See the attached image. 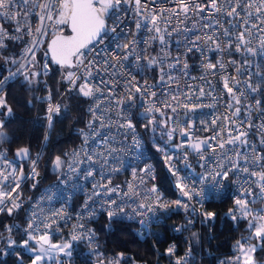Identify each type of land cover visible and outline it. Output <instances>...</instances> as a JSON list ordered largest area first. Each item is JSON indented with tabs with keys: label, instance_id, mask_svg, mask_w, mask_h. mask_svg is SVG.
Listing matches in <instances>:
<instances>
[{
	"label": "built area",
	"instance_id": "built-area-1",
	"mask_svg": "<svg viewBox=\"0 0 264 264\" xmlns=\"http://www.w3.org/2000/svg\"><path fill=\"white\" fill-rule=\"evenodd\" d=\"M45 2L48 0H29L27 5L17 6L15 11L18 15L15 19L0 16V26L7 33V36L0 34V43L3 44L0 46V65L5 60H11L4 52L17 48V54L13 58L15 66L0 80L3 81L0 90L10 80L33 76L35 86L40 91L34 98L29 115L33 120L37 117L44 120L41 141L30 151L26 168L24 163L7 158L0 151V172L8 177L6 182L0 181V190L11 191L12 199L21 205L17 193L27 181L38 178L36 169L55 120L61 113L62 99L66 94L74 92L85 101L88 121L80 142L63 152V164L55 181L41 188L28 202L23 227L28 240L30 235L38 237L47 233L50 242L70 244L71 247L66 252L71 254L62 255L56 264H75L77 255L83 259L79 264H114L116 261L123 264L125 257L122 254H106L101 249L94 228V223L99 218L105 217L108 229L115 222L130 224L135 235L144 240L151 238L154 225L162 223L169 213H178L185 221L192 222L204 212L209 200L221 196L226 189L230 197L229 215L232 219L242 210L236 204L237 199L247 200L248 206H261L264 198L260 195L256 177L233 169L228 172V179L221 180L216 173H223L232 167V162L236 160L235 152L242 154L239 161L241 167L247 166L250 171H264V168H258L253 162L256 155H264V143H261L264 141V49L261 48L264 31H260L264 24L258 18L264 17V10L256 13V8L264 0H218L221 11L206 9L205 12L194 13L190 10L187 16L179 10V0H141L139 10L135 0H121L118 8L105 14L108 27H116V31H109L103 43H97L95 51L87 53L84 58L83 65L92 62V66H73L69 69L58 81L59 87L55 95L49 81L53 65L48 42L54 35L65 34L67 25L55 23L58 19L55 9L52 10L53 19H47L43 9L37 7V4ZM51 2L55 3L56 0ZM196 2L204 4L205 0ZM237 3L240 16L226 15L230 7ZM248 3H252L251 8L246 7ZM248 12L253 15L249 17ZM209 13H212L210 18ZM41 15L45 16L42 22ZM153 16L156 17L155 25L151 23ZM117 17L122 22H118ZM215 21L219 23L216 24ZM137 22L140 23L139 29L135 26ZM253 24L260 27H252ZM207 25L213 27H206ZM17 27L20 28L19 31ZM156 27L160 29L159 32L155 31ZM38 28L43 34L36 31ZM225 29L229 32L227 36L224 35ZM212 32L223 51H217L216 44L211 41L205 43L203 39L196 42L197 47H193L192 41L196 36L204 37ZM241 32L245 33V40L256 52L255 56L243 46L241 51H235L236 45L240 43L236 37ZM160 36H163L164 43L160 42ZM133 41L137 43L133 45ZM228 43H231L230 48L225 47ZM117 44L129 47L117 48ZM190 47L193 50L188 52ZM115 52H119L121 57L125 53L131 55L127 60L117 63L110 59ZM137 56L140 57L139 60L136 59ZM105 60L116 64V67L104 64ZM150 60L155 63L149 65ZM185 63L187 68L184 67ZM208 63L215 67H205ZM221 64L224 65L223 69ZM70 72L75 74L73 81L67 78ZM161 75L163 80L160 79ZM132 76H135L140 86H152L150 92H155V96L150 92L143 96L141 93H134V98L129 100L124 85ZM224 77L229 79V86L239 96V104L224 89ZM246 81L259 85V91L252 92L248 89ZM84 83L93 88V96L85 97L78 91ZM174 96L176 99H172ZM256 100L260 101L259 105H256ZM165 103L171 107H165ZM50 104L59 106L60 109L58 113L51 114V123L48 119ZM130 104L133 106L129 110ZM184 104L197 107L190 110L183 107ZM228 104L232 107H226ZM150 107H153V111L147 112L146 109ZM173 107L176 108L175 112L172 111ZM236 108L240 109L238 115L234 114ZM161 112L168 117L165 121L158 120L157 127H154L155 123L151 118L153 115L160 117ZM135 116L139 126L134 122ZM126 119L134 124V131L120 127L122 123H126ZM238 129L247 133L244 137L247 144L237 141L234 145L226 144L225 149L217 147L215 152L207 145H202V153L191 147L193 143L202 140H207L208 144L216 147V141L209 138L218 130V139L227 140L230 138L229 133L235 136ZM142 132L147 134L155 152L163 159L175 185L178 176L183 178L191 199L182 195L179 188V196H165L154 184L156 166L151 160L150 149ZM225 151L227 156L223 155ZM244 156L248 158L247 165L244 164ZM259 163L264 164V161ZM13 171L15 176L12 175ZM89 171L93 174L88 175ZM173 172L177 175H173ZM14 181H18L20 187L12 191ZM153 188L156 192L151 191ZM111 189L116 191H110ZM246 190H250L252 195H248ZM112 200L116 203L110 204ZM175 201H181L188 207L178 206ZM5 203L10 204L11 201L6 199ZM165 203L167 207L159 206ZM118 208L123 210L116 211L109 218L108 211ZM141 221H144L143 225ZM46 224L50 227L45 228ZM36 228L39 231H33ZM74 235L79 238L73 240ZM245 241H238L233 246V253L222 257L218 264H241L236 258L241 256L240 242ZM169 249L173 250L172 253H169ZM176 251L177 246L168 243L162 255L172 257V260L163 264H187L189 254L183 253L177 257L174 256ZM254 262L258 264L255 260Z\"/></svg>",
	"mask_w": 264,
	"mask_h": 264
},
{
	"label": "trees",
	"instance_id": "trees-1",
	"mask_svg": "<svg viewBox=\"0 0 264 264\" xmlns=\"http://www.w3.org/2000/svg\"><path fill=\"white\" fill-rule=\"evenodd\" d=\"M65 34H68V30ZM16 50L15 47L4 52L11 60H5L0 65V80L14 68L13 58L17 54ZM68 71L69 69L65 67L52 66L49 81L54 95L59 87L58 81ZM39 91L33 76L10 80L0 90V98L6 104V107H1L0 110V120L3 124L0 131L5 136L0 140V151H3L7 158H13V153L19 149L27 148L33 151L41 141L44 120L42 117L33 120L29 115ZM7 108L11 109V113ZM87 121L85 101L74 92L66 94L62 99L61 113L55 120L54 128L47 138L38 163L36 169L38 178L27 181L20 189L19 208H13L11 214L6 209L0 212V264H31L32 256L26 249L34 248L36 243L28 240L23 232L25 209L41 188L55 181L63 164V152L80 142ZM134 122L139 126L136 116ZM142 136L156 166L154 184L165 196L174 198L179 196V189L166 169L163 159L155 152L147 134L142 132ZM57 158L61 161V166L54 170ZM24 167H27L26 164ZM230 208V197L226 189L221 196L209 200L204 212L192 222L185 221L178 213H169L163 218L162 223L154 225L150 239L142 240L137 237L130 224L115 222L112 228L108 229L105 217L99 218L94 223V228L101 249L106 254H122L125 257L123 264L131 262L155 264L156 260L157 264L171 262L172 257L166 258L162 255L168 243L177 246L174 256L189 254L187 264H218L222 257L233 253V246L238 241H249L251 234V228H248L249 215L242 216L239 212L237 217L232 219L229 215ZM209 213L213 215L209 216ZM25 240H28L27 248L24 246ZM255 241L254 239L252 243ZM252 256L258 264H264V239L260 241ZM79 257L75 256L77 258L75 264L83 262L81 256Z\"/></svg>",
	"mask_w": 264,
	"mask_h": 264
},
{
	"label": "snow or ice",
	"instance_id": "snow-or-ice-1",
	"mask_svg": "<svg viewBox=\"0 0 264 264\" xmlns=\"http://www.w3.org/2000/svg\"><path fill=\"white\" fill-rule=\"evenodd\" d=\"M29 3V0H0V16L9 18V19H15L18 13L15 11L17 6L20 5H27ZM121 3V0H56L55 3H52L51 0H48V2H45L43 4H37L38 8L43 9V12L47 14V19L52 20L53 19V14L52 10L55 9L57 14H58V19L55 20L56 24H63V25H68L71 28V35L68 36H62L58 35L55 39L51 41L50 44V51L52 54V60L62 66H68V67H73V66H85L83 65L84 58L87 53H90L92 51H95V47L97 43H103L104 37L108 34L109 31L115 32L116 27H111L109 28L106 19H105V14L108 13L110 10H114L118 8L119 4ZM180 4V11L183 12L186 16L189 13V11H193L194 13H201L205 12L206 9L209 10H214L215 12L221 11V8L218 7V0H205L204 4L197 3L196 0H179ZM58 5V7H57ZM135 5L137 10L140 9L141 7V0H135ZM237 7H239V4H235L230 7L229 11L226 13L228 16L236 15L240 16V12L237 11ZM247 8L252 7V3H248L246 5ZM262 10H264V3H262L259 7L256 8V13L259 14ZM212 13H209V18ZM25 15H27V12H25ZM247 15L251 17L253 15L252 12H248ZM260 19V23L264 24V17H258ZM45 19L44 15L40 16L41 22ZM118 22L120 21V18H116ZM152 24L155 25L156 23V17L153 16ZM214 23L218 24L219 21H215ZM247 23V21H245ZM117 26H119L117 24ZM136 28H140V23H136ZM206 27H213V25H207ZM252 27H260L257 24H253ZM20 28L17 27V31H19ZM151 30V29H149ZM37 32H41V29H37ZM155 31L159 32L160 29L158 27L155 28ZM247 31V29H245ZM260 31H264V27H260ZM0 34H3L4 36H7V33L4 31L2 26H0ZM224 35H229V32L227 29L224 30ZM160 42L164 43V38L163 36L159 37ZM203 39L205 43L211 41L212 43L216 44V49L217 51H223L221 48L217 37L215 36V33H208L204 37L196 36L195 39L192 41L193 47H197V41ZM238 43L236 45L235 51L239 52L241 51V46H243L248 53H251L252 55H256V52L252 47L248 46V41L245 40V33L241 32L237 37H236ZM137 42L133 41L132 44L135 45ZM92 47H89V46ZM0 46H3L2 43H0ZM35 46V45H34ZM124 47L127 48L129 45H119L117 44V48ZM225 47H231V43H228L225 45ZM261 48L264 49V40L261 41ZM134 50V49H133ZM193 48H188V52H191ZM31 52V49L28 50ZM104 51V50H101ZM131 55V53H125L123 57L119 55V52H115L110 59H114L117 63L127 60L128 56ZM137 60L140 59L139 56L136 57ZM75 61V64H74ZM177 62H179V57H177ZM104 64H110L109 60H105L103 62ZM155 61L150 60L149 65H153ZM232 63H235L234 61ZM92 66V62H89L88 65H86V68H90ZM122 66V65H121ZM47 67V65H45ZM110 67L115 68L116 64H110ZM184 67L187 68V63L184 64ZM205 67L212 69L215 67V65L208 63L205 65ZM220 67L223 69L224 65L221 64ZM161 71H163L161 69ZM239 71V69H237ZM34 75H39V73H34ZM75 74L74 73H68L67 78L69 81H73ZM27 78V77H26ZM161 80L164 79L163 75L160 77ZM171 79V77H169ZM233 81L235 82V78H233ZM107 83V82H105ZM224 83V89L227 90V93L231 95L233 101L236 104L240 103V98L236 94V91H234L233 87L229 86V79L227 77H224L223 79ZM246 86L248 89H250L252 92H257L259 91V85H253L251 83H248L247 81L245 82ZM0 84H3V81H0ZM115 86V83H113V87ZM152 86L144 85L140 86L139 83L136 81L135 76H132L130 80L126 82L124 85L125 91L128 93V99L132 100L134 98V93H141V96H143L144 93H149L150 89ZM78 91L82 93L85 97H91L94 95V90L92 87H89L88 83H84L82 86L79 87ZM96 91H99V89H96ZM152 96H155V92H150ZM172 99H176V97H172ZM119 104V101H117ZM256 105L260 104L259 100L255 101ZM133 105H129V110L131 109ZM165 107H171V105L165 103ZM0 107H6L5 101L0 98ZM183 107L188 108L190 110H194L197 105H188L184 104ZM226 107L231 108L232 105L228 104ZM91 110V109H90ZM7 111L11 113V109L7 108ZM60 111L59 106H52L51 104L48 107V112H49V122L51 123L52 119V113L56 112L58 113ZM147 112H152L153 107H150L146 109ZM155 111H160V109H155ZM172 111L175 112L176 108L173 107ZM240 109L236 108L234 114H239ZM164 113L161 112V116H163ZM226 119H229L226 117ZM154 122V121H153ZM213 124H215V121H212ZM251 127V125L249 124ZM0 127H3L2 122H0ZM120 127H124L127 129H132L134 131V124L131 122L130 119H126V123H122ZM238 134L235 136H232L231 133H229V139L227 140H222L218 139L220 137V131L218 130L216 134L209 139L215 140L216 141V147H214L211 144H208L207 140H202L197 143H193L191 145L192 149L198 152L203 151L202 145H207L209 149L212 151H216L217 147L219 149H225L226 144L227 145H234L235 142H240L241 144H247L248 141L247 139H244V137L247 136L246 132L239 131L237 130ZM169 136H171V133H168ZM184 135H187V133H184ZM138 144L139 142L136 141ZM261 143H264V141H261ZM253 151L255 149L253 148ZM23 154L26 156L28 154V149H20L17 155ZM224 156H227V151L223 153ZM241 153L240 152H235L236 160L232 162V167L229 168L228 170L224 171L223 173H216L217 176L220 177L221 180L228 179V172L232 171L233 169H239L240 171L256 177V183L257 186L260 189V195L262 198H264V171L260 170H252L250 171L249 167L244 166L241 167V164L239 163L241 159ZM201 158H203V155H201ZM91 160V157H89ZM230 159V158H229ZM244 159V164H248V158L247 156L243 157ZM264 161V155H256L253 158V162L257 164L258 168H264V164H261L259 162ZM57 166L60 164L59 158H57L56 161ZM170 166V171H171ZM93 173L91 171L88 172V175H92ZM13 176L16 175V173L13 171L12 173ZM173 175H177L176 172H173ZM35 176V169H33V178ZM8 177L4 174V172H0V181L6 182ZM12 187V191H15L20 187V184L18 181H14ZM176 187L180 189L182 195L187 196L189 199H191V194L189 191L186 190L187 185L183 182V178L177 177V184ZM110 191H116V189H111ZM152 192H156V189L153 188L151 189ZM248 195H252V192L250 190H246ZM99 195L100 193H96ZM19 194L17 193V196ZM6 199L8 201H11L10 206L5 203ZM110 204H115L116 201L112 200L109 202ZM178 206L187 208V204H183L181 201H175ZM236 204L240 206L241 209H247L248 202L247 200H241L237 199ZM160 207H167L168 205L161 204L159 205ZM20 205L15 202V200L12 199V192L11 191H3L0 190V212L4 211L5 209L8 211L9 214H11L13 208H19ZM140 207H144V205H140ZM122 208H118L117 210H109L108 215L109 218H111L113 215H115L116 211H122ZM151 210V209H149ZM247 214V213H245ZM209 216L213 215L211 213L208 214ZM235 219V217H233ZM260 220H264V214L259 215ZM141 224H144V221H141ZM45 228L50 227V225H44ZM251 227V225H250ZM31 228V225H30ZM33 231H39V228L33 229ZM255 236L257 238H264V223L259 224L255 229H254ZM79 237L73 236L72 239L76 240ZM29 240H34L36 244L39 246L38 248L35 249H29L30 251H36L38 254L34 257L33 259V264H41V262L45 259V257L51 259V252L52 250L58 251V252H65L66 249L70 248V244H64V245H57V244H51L49 235L47 233L41 234L38 237L35 235H30ZM47 245V247H46ZM24 246L27 248L28 247V240L24 241ZM258 245H251L247 250H245L244 246L241 244L240 245V252L241 256L237 257L236 259L238 261H241V264H255L254 258L251 255L252 253H255L256 248ZM172 249H169V253H172ZM66 255H70V252H65ZM114 264H119L118 261L114 262Z\"/></svg>",
	"mask_w": 264,
	"mask_h": 264
},
{
	"label": "rangeland",
	"instance_id": "rangeland-1",
	"mask_svg": "<svg viewBox=\"0 0 264 264\" xmlns=\"http://www.w3.org/2000/svg\"><path fill=\"white\" fill-rule=\"evenodd\" d=\"M1 64V62H0ZM30 85H32V83H30ZM0 110H1V107H0ZM30 111V110H29ZM168 116H166L165 114L163 116H160L158 117V115H153L152 118H151V121H154V127H157L158 125V120H163L165 121L166 118ZM161 118V119H159ZM1 122V120H0ZM165 125V124H164ZM164 125H162L164 127ZM5 136L3 134V132L0 131V140L3 139ZM171 139V138H170ZM61 166V161H60V164L59 166H57V164L55 163L53 168L54 170H58V168ZM241 215L242 216H246V215H249V224H248V228H251V234L249 235V241H246L245 242H240V244H242L245 248V250H247L251 245H258L260 244V241L263 240L264 238H257L255 236V233H254V229L261 223H264V220H260L259 219V215L261 214V212L264 214V201L263 203L261 204V206H248L247 209H242L241 211ZM247 213V214H245ZM247 217V216H246ZM251 225V227H250ZM256 240L255 242L252 243L253 240ZM250 242V243H249ZM51 244H57V245H64L66 244L65 242L63 243L62 241H51ZM257 246V247H258ZM39 246L36 244V246L34 248H27V252L32 256V261H31V264H33V259L34 257L38 254L36 251H30L29 249H35V248H38ZM67 251V249L65 250V252ZM65 252H58V251H55V250H52L51 252V259L45 257V259L41 262V264H56L55 262H58L61 258L62 255L65 254ZM253 255V253L251 254Z\"/></svg>",
	"mask_w": 264,
	"mask_h": 264
},
{
	"label": "water",
	"instance_id": "water-1",
	"mask_svg": "<svg viewBox=\"0 0 264 264\" xmlns=\"http://www.w3.org/2000/svg\"><path fill=\"white\" fill-rule=\"evenodd\" d=\"M67 30H68V34H57V35H54L50 40H49V42H48V51H49V55H50V60H51V63H52V65L54 66V67H65V68H68V69H71L72 67H68V66H62V65H58V64H56L53 60H52V54H51V51L49 50L50 49V44H51V41L53 40V39H55L58 35H62V36H68V35H71L72 33H71V28H70V26H68L67 25ZM23 149H25V148H23ZM27 149V148H26ZM20 150V149H19ZM19 150H17V151H15L14 153H13V158L15 159V160H17L18 162H21V163H24V164H26L27 163V161H28V159H29V156H30V150L28 149V154L26 155V156H24L23 154H21V155H17V153L19 152ZM46 247H47V245H46Z\"/></svg>",
	"mask_w": 264,
	"mask_h": 264
}]
</instances>
